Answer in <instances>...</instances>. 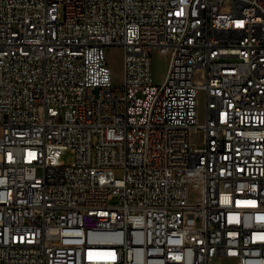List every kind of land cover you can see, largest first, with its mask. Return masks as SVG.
Listing matches in <instances>:
<instances>
[{"label":"built area","instance_id":"1","mask_svg":"<svg viewBox=\"0 0 264 264\" xmlns=\"http://www.w3.org/2000/svg\"><path fill=\"white\" fill-rule=\"evenodd\" d=\"M223 262L264 264V0H0V264Z\"/></svg>","mask_w":264,"mask_h":264},{"label":"rangeland","instance_id":"2","mask_svg":"<svg viewBox=\"0 0 264 264\" xmlns=\"http://www.w3.org/2000/svg\"><path fill=\"white\" fill-rule=\"evenodd\" d=\"M107 60L109 62V66L113 73V83L116 85H120L123 82L124 78V50L121 47H109L106 50ZM169 64V56L163 55L158 52L154 53L153 56V73H154V82L156 85H161L166 77L167 69ZM204 108L205 101L202 95L198 98V113H199V121L203 122L204 117ZM62 160L66 164H70L73 161V155L70 151L66 152ZM113 174L116 178H123L125 171L122 168H115L113 170ZM117 199L112 203H117ZM223 262L222 264H225Z\"/></svg>","mask_w":264,"mask_h":264}]
</instances>
